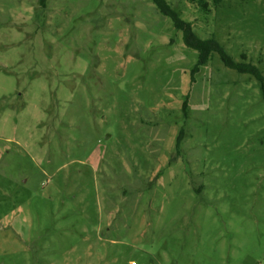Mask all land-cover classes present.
<instances>
[{"label": "rangeland", "instance_id": "obj_1", "mask_svg": "<svg viewBox=\"0 0 264 264\" xmlns=\"http://www.w3.org/2000/svg\"><path fill=\"white\" fill-rule=\"evenodd\" d=\"M264 75V0H167ZM153 0H0V264H264V97Z\"/></svg>", "mask_w": 264, "mask_h": 264}, {"label": "trees", "instance_id": "obj_2", "mask_svg": "<svg viewBox=\"0 0 264 264\" xmlns=\"http://www.w3.org/2000/svg\"><path fill=\"white\" fill-rule=\"evenodd\" d=\"M43 1L45 2L46 0ZM195 1L202 9L205 10L209 9L210 1L214 6L221 2V0ZM153 2L162 14L172 20L174 27L178 31L182 32L185 45L198 52L196 70H199L201 66L205 65L209 61L211 55L216 53L220 56L221 61L227 68L235 70L239 74L253 76L258 81L264 97V75L258 66L252 63L235 61V59L227 52L225 47L214 37L208 39L199 38L194 32L192 23L183 20L181 15L171 7L167 0H153Z\"/></svg>", "mask_w": 264, "mask_h": 264}]
</instances>
